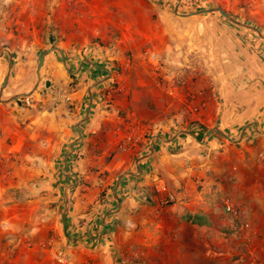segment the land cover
<instances>
[{
    "label": "crops",
    "instance_id": "1",
    "mask_svg": "<svg viewBox=\"0 0 264 264\" xmlns=\"http://www.w3.org/2000/svg\"><path fill=\"white\" fill-rule=\"evenodd\" d=\"M98 57V53L91 58L46 56L38 86L29 96L31 104L25 106L24 97L2 101L33 90L37 58L22 63L21 56H13L6 89L0 92V151L2 147L18 151L21 143L27 156L40 159V165L29 167L40 168V237L54 231L52 250L64 257V264H203L207 259L220 264L222 256L225 264H237L236 244L227 243L217 227L216 197L232 192L229 186L222 187L226 177L239 183L243 176L255 177L252 167L264 164V134L257 132L264 127V58L244 59L249 65L243 66L234 60L242 72L236 73L225 105L216 109L208 102L193 114L182 97L168 96L164 83L154 81L152 73L144 81L146 70L131 71L124 65L128 71L115 75L112 58ZM73 82L71 103L51 105V88ZM96 82L88 108L87 89ZM115 82L122 91L110 96ZM173 118L178 126L174 129ZM219 118L225 134L235 140L246 124L256 122L257 127L246 129L240 144H223L221 136L214 135L200 147L187 134L166 141L181 130L202 134L217 126ZM158 125L161 128L154 131ZM156 133L163 140H156L151 154L137 163L150 151ZM75 139L63 171L65 149ZM124 172L140 174L120 180L115 190L118 208L111 191ZM158 174L168 187L169 204L163 207L157 204L163 196L155 195L154 204L151 195ZM72 184L62 228L70 238L67 243L55 232L62 221V193ZM144 193L148 199L141 197ZM188 215L200 216V223L187 221ZM40 256V264H55L48 254Z\"/></svg>",
    "mask_w": 264,
    "mask_h": 264
},
{
    "label": "rangeland",
    "instance_id": "2",
    "mask_svg": "<svg viewBox=\"0 0 264 264\" xmlns=\"http://www.w3.org/2000/svg\"><path fill=\"white\" fill-rule=\"evenodd\" d=\"M211 8H220L238 22L255 27L263 38L218 12L192 15ZM50 47L67 57L91 58L98 53V58H112L115 75L128 71L124 65L131 71L141 67L147 71L144 81H149L148 72L152 73L154 81L164 83L167 95L182 97L191 112L192 96L197 97L195 103L204 104L197 105L198 109L208 102L218 109L225 105L234 81L226 76L227 60L234 63L238 59L243 66L249 65L244 59L264 58V0H0V52L7 50L12 57L21 56L22 63H32ZM51 53L57 56V52ZM3 56L0 77L7 68L6 53ZM255 69L259 70L258 66ZM119 83L112 84L110 96L122 91ZM175 123L173 118L172 129L178 127ZM159 128L154 127V131ZM220 142L229 141L221 136ZM2 148L0 264H40V254H48L55 264H64L50 255L54 252L64 259L52 250L54 231L40 237V168H29L40 165V159L27 156L21 143L15 152ZM252 168L255 177L243 176L239 183L226 177L222 187L229 186L232 192L216 197L220 215L217 227L227 243L236 244L233 260L237 264H264V164ZM157 177L166 182L163 176ZM151 195L154 200L152 190ZM220 197L233 202L239 217L224 211ZM62 228L61 221L55 234L68 243ZM47 240H52L51 246L43 247ZM220 258V264H225V256ZM214 261L207 259L203 264Z\"/></svg>",
    "mask_w": 264,
    "mask_h": 264
},
{
    "label": "water",
    "instance_id": "3",
    "mask_svg": "<svg viewBox=\"0 0 264 264\" xmlns=\"http://www.w3.org/2000/svg\"><path fill=\"white\" fill-rule=\"evenodd\" d=\"M179 1V0H178ZM213 12H218L219 14H221L223 17H225L226 19H228L229 21L233 22L234 24L238 25V26H241L243 28H246V29H249V30H252L254 31L256 34H258L260 37H262L261 33L259 30H257L255 27L253 26H250V25H247V24H242L240 22H238L237 20L233 19L232 17L229 16V14L227 12H225L224 10L220 9V8H211V9H207V10H201V11H197L195 12L194 14L192 15H198V14H203V13H213ZM263 38V37H262ZM51 52H57L58 54H60L62 56V58L64 59V54L63 52L58 49V48H55V47H50L48 49H46L45 51H43L37 58V64H36V71H35V74H36V82H35V85L33 87V90L28 93V94H20V95H15L13 96L12 98H10L9 100L7 101H2V102H9L11 100H19L23 97H28V96H31V94H33V92L36 90L37 86H38V83L40 81V70L44 64V60H45V57L51 53ZM6 53L7 55V68H6V72L3 76V79H2V82L0 84V92H2L3 88L6 87V83L8 81V77H9V74H10V71H11V66H12V56L10 54L9 51L7 50H2L0 52V58L3 57V54ZM83 62H86V63H90V60L88 59H84ZM83 62H81L80 66L83 64ZM240 70H238V68L235 66L234 63L230 62L229 60H227V66H226V69H225V72H226V76H229L231 79H235V76H236V73H238ZM108 72V71H107ZM103 80H107L106 78L103 79ZM102 81V80H101ZM99 81V82H101ZM99 82H96V83H93L91 84L88 89H87V93H88V108L90 107L91 103H92V95H91V89L94 88L96 86V84H98ZM233 84V83H232ZM48 85V83H47ZM83 121V120H82ZM81 122H78L76 125L80 124ZM248 126H254L255 128L257 127V124L256 122H251L247 125H245L242 130H241V133L239 135V138L237 140H232L231 138H229L228 136H226V134L223 132V128H224V124L223 122H219V124L217 126H214V127H211L209 128L202 136L201 139H198L197 135L193 132V131H190V130H182V131H179L177 132L171 139L169 140H166V141H170V140H174L177 136L181 135V134H187L189 136H191L193 138V140L195 142H197L198 144L200 145H204L206 140L211 137L214 133H218L220 134L223 138H225L226 140H228L229 142H232V143H238L241 139H242V136H243V133L244 131L246 130V128H248ZM74 131H75V127L72 128ZM258 133L260 134H263L264 133V127L261 131L257 130ZM156 140H163L162 136L159 135V134H155L151 137V140H150V151L147 153V154H144L142 155L138 160H137V163L142 161L143 159L147 158L151 152H152V149H153V144ZM78 139H75L73 140L65 149L66 151V154L64 156V158L62 159V166H63V171H65L66 169V160L70 157V155L72 154V147H73V144L75 142H77ZM136 163V164H137ZM137 170L139 172L140 169L139 167L137 166ZM140 174V173H139ZM139 174H134V173H131V172H124L122 174H120L116 181H115V184L112 188V195L114 196V198L116 199L117 201V206L118 208L120 207V201L118 200V197L116 196L115 194V190L120 182V180L125 177V176H136L138 177ZM66 176H70L68 174H65ZM74 181L76 182V178L74 177ZM75 186V184H72L68 187L65 188V190L63 191V201H64V204H63V212H62V224H63V227L65 226V215H66V212H67V208H68V197H67V191L70 189V188H73ZM142 198L144 199H148L147 195L144 193L141 195ZM68 240H70L69 237H66Z\"/></svg>",
    "mask_w": 264,
    "mask_h": 264
},
{
    "label": "built area",
    "instance_id": "4",
    "mask_svg": "<svg viewBox=\"0 0 264 264\" xmlns=\"http://www.w3.org/2000/svg\"><path fill=\"white\" fill-rule=\"evenodd\" d=\"M73 91V87L72 84L69 83L65 86H56L54 88H51L50 92H49V98L48 101L50 102L51 105H57L60 102H64V103H71L72 101V94ZM111 92H108V94L110 95ZM170 95H172V92H169ZM197 97L192 96L190 99L191 104V110L192 112H197L198 111V106H203L204 104L202 102L199 103H195V99ZM22 102L25 106H30L31 104V100L29 97H24L22 99ZM196 105V106H195ZM128 144H124L122 146L123 150H127L128 149ZM152 191L154 192V194L158 197L163 196V199H159V206L163 207V206H167L169 204V199L167 196L168 193V187L167 184L164 180H162L161 178H154V180L152 181ZM218 200L221 202L223 209L226 213H228L229 215L233 216L234 218L239 217V212L238 210L235 208L233 202L229 199V198H223L220 197L218 198ZM52 244V240H47L45 243L42 244L43 247H48L49 245L51 246ZM50 255L52 256L53 259H55L58 263H65V260L61 257H59L58 255H56L54 252H51Z\"/></svg>",
    "mask_w": 264,
    "mask_h": 264
},
{
    "label": "trees",
    "instance_id": "5",
    "mask_svg": "<svg viewBox=\"0 0 264 264\" xmlns=\"http://www.w3.org/2000/svg\"><path fill=\"white\" fill-rule=\"evenodd\" d=\"M197 137H198V139H201L202 135L201 134H197ZM185 219L187 221H190L193 224H197V223L199 224L201 217L197 216V215H194V216L188 215V216L185 217Z\"/></svg>",
    "mask_w": 264,
    "mask_h": 264
}]
</instances>
